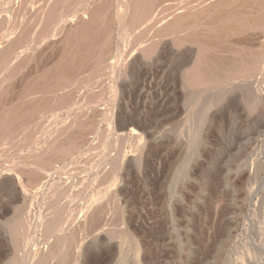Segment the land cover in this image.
Instances as JSON below:
<instances>
[{
	"label": "rangeland",
	"instance_id": "rangeland-1",
	"mask_svg": "<svg viewBox=\"0 0 264 264\" xmlns=\"http://www.w3.org/2000/svg\"><path fill=\"white\" fill-rule=\"evenodd\" d=\"M20 5L19 0H9L7 4L0 0V16L14 18L12 21L17 25L18 31L21 30L19 25L22 28L30 19L34 21V11L31 13L25 9L24 12L23 8L20 11ZM61 9L66 18L70 13L63 12V7ZM15 18L18 19L16 22ZM1 34L2 31L0 36ZM113 37L115 38L114 35ZM124 38L123 42L121 41L122 48L125 52H130L136 47L134 37L131 34ZM162 39L159 40L157 51L151 58L143 59L134 51L135 53L126 59L127 52L117 61L113 68L115 72L111 70L110 74L106 69L108 62L101 65L102 68H97L98 71L96 68L86 67L77 79L78 83L76 81L74 85L66 88L74 98L72 103L61 109L56 108V104L48 106L46 113H40V123L38 120L29 121L22 125H28L23 127V131H20L22 126H16L18 131L13 135L14 139L1 141L0 170L23 161L30 155L33 156L40 151V147L44 150L56 139L61 131L60 127L71 123L83 125L80 128H83L85 136L82 133L80 151L75 152L71 160L69 157L65 160L66 163L59 164L60 172L55 176V180L59 178L61 182L73 184L68 195L75 194L80 190L82 182L92 178L100 162H107L109 159L108 163L113 164L118 144L123 149V154L118 169L120 181L116 188L117 202L107 201L108 203L103 205L106 209L111 208L109 218L106 217L110 222L113 221L112 225L101 228L100 223L104 219L102 217L98 221L99 226L96 222L91 230L82 229L85 234L89 233V236L83 237L78 231L83 240L80 241V259L77 264H264V94L260 96L261 99L257 97L256 100L250 83L229 80L224 85L227 91L222 93L221 86H215L213 89H201L197 96L194 86L188 83L185 74L192 54L191 48L183 45L185 48L182 46L177 50L172 48L169 36ZM126 43H129L130 47ZM36 52L33 49L32 60L35 59V63L42 68L43 62H47L50 54L39 56ZM111 54L112 62L116 57L113 47ZM122 60L125 63L123 65ZM30 68L32 71L35 68L34 60L27 65L26 70ZM9 70L10 67L5 68L0 64L2 75L7 74ZM86 72L88 74L84 75ZM93 74L101 78L96 75L94 77ZM86 76L90 78L85 79ZM187 84H190V87ZM76 92L80 95L75 94ZM210 92L217 94L214 96ZM198 100L202 101L201 105L204 104V107L197 109L201 106ZM250 101L252 103H249ZM81 114H84V117ZM77 116L83 117L85 121ZM99 140L101 150L97 143ZM87 145H91L92 149ZM5 146L8 150L4 149ZM93 146L97 147L94 149L98 152H94ZM107 147H112L113 151ZM111 160L113 161L110 162ZM5 162L11 164L7 165ZM16 172L15 167L10 172H0V264H21L25 260L24 254L31 251L30 236L33 235V230L39 231L38 235L34 232V238L40 237L43 230L34 219L41 215L39 213L44 216L57 210L53 204L46 205L41 196L44 187L54 182L51 180L53 177L46 175L40 186H36L34 190L30 189L32 186L27 187V196H24L25 193L14 178ZM68 195L59 200L61 205L63 204L62 209L58 210V213H62L58 216L61 224L58 223L59 228L67 226L76 216L73 206H65ZM257 203L260 206H257ZM22 217L31 219L30 223L28 222L31 230L28 229L29 238H19L18 243V240L14 241L10 229L11 223L14 224L16 219ZM119 217L125 225L123 230L117 227L121 220ZM57 234L59 233L56 232L53 238L57 237ZM50 243L53 241L49 240L44 246L51 247ZM58 262L53 261L50 264H64Z\"/></svg>",
	"mask_w": 264,
	"mask_h": 264
},
{
	"label": "bare ground",
	"instance_id": "bare-ground-1",
	"mask_svg": "<svg viewBox=\"0 0 264 264\" xmlns=\"http://www.w3.org/2000/svg\"><path fill=\"white\" fill-rule=\"evenodd\" d=\"M2 1L3 4H7L9 0ZM44 1L45 0H19L21 4L20 11L22 10L21 8H23L24 12L25 9L26 11H31V13L34 11V21L32 22V19H30L27 21L26 26H22V28L19 25V29H21L19 31L17 30V25H15V23L13 24L12 20L14 18L10 19L8 17L0 16V31H2L0 41L3 40L2 43L0 42V64L5 68L10 67L11 69L7 71V74L5 73L2 75V72L0 73V75H2L0 76V144L1 141L14 139L13 135L17 133L16 130L19 125L22 126L32 120H38L40 123V115L42 112L46 113L48 111V106L56 104V108L61 109L68 103H72L74 98L72 97L70 90H67L66 88L74 85L76 81V83H78L79 80L77 79L82 75L86 67L90 69L96 68L97 70V68H102L101 65H104L105 62H108L106 65L107 68H103H106L110 74L111 70H114L113 68L116 66L119 58L128 52H125L124 48H122L121 41L124 37L131 34L134 37L133 42L136 47H133L132 50L127 53L126 59L136 51L143 59L146 58L148 60L157 51L158 42H160L159 40L168 36L173 44L172 48L179 50L183 45L190 47L191 49H189L192 54L189 57L185 74L188 83L194 86V93H196V95L201 93V89H213L215 86H221L220 92L223 93L227 89L224 85L229 80H236L237 82H243V84L245 82L250 83L251 89L256 96V100H258V98L261 99L260 96L264 94V0H194L193 2H190L192 0H46L45 3ZM39 2H41V4H39ZM24 4H26L27 7ZM13 7L17 8V6ZM60 7L65 8L63 12L66 13L67 11V13H70L66 18L64 17L66 14L64 15V13H61L62 9ZM69 17L72 19H68ZM16 18L15 22L18 20ZM142 25L143 27H141ZM15 28L18 32H16ZM144 38H146V40ZM31 42L32 44L30 45ZM128 44L126 43L127 46H129ZM112 47L115 48L116 57H114V61L111 62ZM33 49L34 52L38 51L39 54L37 52L36 54L39 56H44L49 53V59L47 62H43L42 68H39L35 63L36 60L33 59L35 68H33V71L32 68L27 71V65L29 66L33 61ZM28 52L31 54L27 55ZM123 64L125 63H123L122 60V65ZM87 74V72L86 74L84 73V75ZM95 75L97 77L99 76L97 74ZM81 77L84 78V76ZM86 78H90V76H86L85 79ZM79 83L81 84V82ZM231 83L233 82H230V84ZM81 87L83 88L84 86ZM231 89H233V87ZM81 90L82 89H80V91ZM213 92L215 91L213 90ZM213 92H210V94H214ZM75 94L78 93L76 92ZM93 94L94 93H92V95ZM216 94H214V96ZM216 100H218V98ZM209 102L210 100L207 103ZM249 103L252 102L250 101ZM198 104L201 105L202 101L198 100ZM202 106L204 107V104L198 106L197 109ZM201 109L205 110L204 108ZM84 114L81 115L84 117ZM86 114L88 115V113ZM52 116L54 117L55 114ZM79 117L80 119H83V117ZM71 124L64 125L62 126L63 128L60 127L59 129L61 131L58 133L56 139L53 140V142L51 141L52 143L48 144L44 150H41L42 147H40V151H37L33 156L30 155L23 161L17 160L18 162H15V164H12L11 166L9 165L10 167L4 165L5 167L0 170L1 174H3L5 172H10L14 167L17 169L16 177L14 178L17 180L22 192L25 193L24 196H27V187L29 188L32 186L30 189L34 190L36 186L41 184V181H43V178L46 175H49L50 178L53 177L51 180L54 181L44 187L41 196L43 197L42 201H44L46 205L49 206L53 204L57 210H51L52 212H49L44 216H41L42 213H39L41 215H38L34 219L35 221L37 220V224L41 227V230L43 229V232L39 228L41 235H39L40 237L37 236L34 238L33 235L35 230L32 229L33 235L30 236L32 237V248L31 251L24 254L25 262L22 261L23 264H50V262L53 261H59L64 264H77L80 259V241L83 240L82 236H89V233L85 234L82 229L87 228L86 230H91V227L93 228V225L102 217L104 219L100 223L101 228L111 227L112 225L111 222L113 221L110 222V220H108L111 208L106 209L103 205H106L108 203L107 201H116L118 196L116 191L118 182L120 181V176L118 174L120 172L118 169H120L119 166L122 159L121 154H123L121 151H123V149L118 144L116 146L118 147L117 153L114 155L115 159L112 158L114 161H110H113V164L110 165L108 163L109 159H107V162H100L92 178L87 177L89 180L85 179L87 181H81L82 185L80 186V190L75 192V194L70 193V195H68L73 184L70 182L67 184L66 181L61 182L59 178L58 180H55L57 178L55 176H58L60 172L58 165L66 163L65 160L69 157V160H71V157L74 156L75 152L80 151L79 147L82 144L81 140L82 137L85 136L82 132L83 128H80L83 125ZM38 125L40 126V124ZM26 126H22V130L20 131H23V127ZM89 126H87V128ZM92 127L93 126H91V128ZM26 136L28 135L26 134ZM19 137L22 136L19 135ZM195 137L196 136L194 135V138ZM120 139L121 138H119V141ZM86 141H88V139ZM97 143L99 145L100 140L99 142L97 141ZM20 145L22 144L20 143ZM91 145L90 147L87 146L91 148ZM94 146H96V144ZM94 146L93 149L95 148ZM195 146L196 145H194V147ZM6 148L7 147L5 146L4 149ZM95 149L94 152H98V150L95 151ZM111 149L113 148L111 147ZM111 149L110 151H113ZM10 162L5 163L8 165L11 164ZM70 162L71 161H69V163ZM12 174L14 173L12 172ZM44 182L46 181L44 180ZM65 195H68L65 206H73L74 212L76 213V216L74 217L76 218L80 215L79 218H77L80 221L72 217L73 219L71 218L72 220L67 226L59 228L58 225L60 222L58 216L62 213H58V210L60 211L63 207V204L61 205L59 200H61V198L63 199ZM258 205L259 204L257 203V206ZM119 208L121 209V207ZM14 209L16 208L14 207ZM112 215H114V213H112ZM18 219H16L14 224L11 223V229L9 228L12 230L11 232L14 241H17L19 238H21V240L26 237L29 238L30 235V233H28V229H30L28 227V222L31 219L28 217ZM120 219V222L117 221L119 222L117 227L123 230L125 225L123 224L122 218ZM100 224L98 222L97 226ZM78 231L83 234H81V237L78 235ZM56 232L59 234H57V237L55 236V238H53ZM35 233L38 235L37 233H39V231H36ZM120 234L121 233L119 232V235ZM47 238H49L50 241H53V243H50L51 247L44 246L49 242ZM52 238L53 240H51ZM137 240H139V238ZM43 241L45 243H43ZM133 242H135V240ZM18 243H20L19 240ZM41 243L43 244L41 245Z\"/></svg>",
	"mask_w": 264,
	"mask_h": 264
}]
</instances>
